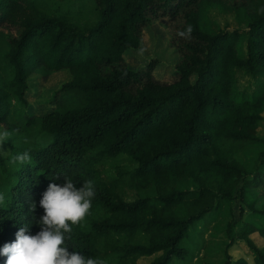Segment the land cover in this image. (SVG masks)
<instances>
[{
    "label": "trees",
    "instance_id": "1",
    "mask_svg": "<svg viewBox=\"0 0 264 264\" xmlns=\"http://www.w3.org/2000/svg\"><path fill=\"white\" fill-rule=\"evenodd\" d=\"M156 21L176 52L170 79L153 75L154 59L130 68L123 55ZM0 32V248L24 224L40 231L43 193L65 177L96 189L70 243L107 264L182 258L187 228L220 200L264 224V0H0ZM64 69L48 108L28 109L29 76ZM245 147L250 168L234 155ZM26 151L30 163H11ZM259 225L225 230L222 264H246L225 251L235 236L264 264Z\"/></svg>",
    "mask_w": 264,
    "mask_h": 264
},
{
    "label": "rangeland",
    "instance_id": "2",
    "mask_svg": "<svg viewBox=\"0 0 264 264\" xmlns=\"http://www.w3.org/2000/svg\"><path fill=\"white\" fill-rule=\"evenodd\" d=\"M242 19V13L237 12ZM218 20H221L218 18ZM222 21H219L221 23ZM167 34L164 32L163 25L156 21L150 26L142 29L141 40L138 47L127 49L123 52L126 62L130 68L141 66L149 59H154L155 63L152 73L157 78L170 79L175 76L176 71L173 62L176 59L174 48L167 45ZM3 34L0 32V49H4ZM6 71H0V76L5 75ZM69 77L67 70L54 72L50 75L41 76L33 73L28 78L29 89L27 91V100L30 110L43 112L48 108L45 103L46 96L51 89L56 88L62 80ZM264 115V110L262 111ZM257 132L264 134V120L257 125ZM0 151L5 149L0 147ZM235 158L246 168H250L251 162L256 155V148L245 147L234 153ZM263 199L258 200L255 206H259ZM252 212L248 210L239 200L223 201L220 200L218 207L210 213L203 215L200 219L194 221L186 231L180 243L185 247L186 254L182 258L172 257L167 264H222L224 260V246L228 241L225 230L229 229L232 235L242 229L246 222L262 224V220L253 217ZM230 224L227 225V221ZM264 223V222H263ZM248 237L252 239L256 246H260L262 238L257 232H251ZM236 240L229 245L225 251L233 261L242 258L246 264H253L252 254L249 252L248 245L237 236ZM151 256H140L137 258V264H144L151 259ZM232 264V263H231ZM234 264V263H233Z\"/></svg>",
    "mask_w": 264,
    "mask_h": 264
},
{
    "label": "clouds",
    "instance_id": "3",
    "mask_svg": "<svg viewBox=\"0 0 264 264\" xmlns=\"http://www.w3.org/2000/svg\"><path fill=\"white\" fill-rule=\"evenodd\" d=\"M190 32L191 27L179 35L185 36ZM9 138L8 131L0 132V143ZM30 161L31 156L26 151L13 157L11 163L25 164ZM95 195V185L90 180L84 181L79 188L68 177H65L63 185L50 183L39 202L44 214L35 221L40 231L33 235L29 234L30 224L20 227L15 241L0 248V256L6 257L5 264H107L104 259L77 251L70 243L73 226L89 213ZM4 202L5 196L0 194V205ZM35 207L33 203L31 210Z\"/></svg>",
    "mask_w": 264,
    "mask_h": 264
}]
</instances>
